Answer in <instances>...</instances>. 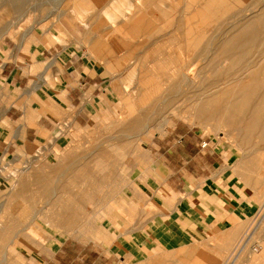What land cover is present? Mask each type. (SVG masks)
I'll list each match as a JSON object with an SVG mask.
<instances>
[{"label": "crops", "instance_id": "obj_1", "mask_svg": "<svg viewBox=\"0 0 264 264\" xmlns=\"http://www.w3.org/2000/svg\"><path fill=\"white\" fill-rule=\"evenodd\" d=\"M62 3L26 34L0 41V157L19 162L90 141L144 144L130 154L121 146V156L152 162L125 168L132 184L96 187L104 193L89 199L88 233L41 242L27 264H264V214L254 222L264 209L256 151L207 140L183 118L162 121L160 108L152 118L144 113L178 106L177 55L182 47L191 53L194 20L207 30L209 0ZM125 115L136 134L74 140L73 131ZM9 233L2 226L0 239Z\"/></svg>", "mask_w": 264, "mask_h": 264}, {"label": "rangeland", "instance_id": "obj_2", "mask_svg": "<svg viewBox=\"0 0 264 264\" xmlns=\"http://www.w3.org/2000/svg\"><path fill=\"white\" fill-rule=\"evenodd\" d=\"M61 1L0 0V41L15 33L26 34L32 27L39 25L48 9L66 8L67 5H61ZM224 1L209 0L207 30H197L201 25L194 20L191 53L187 50L184 55L182 47V54L177 56L178 106L171 110L168 106H144V113L152 118L153 111L160 108L162 121L169 116L183 118L207 140H223L241 150L256 151L258 173L264 178V91L258 89L260 92L254 98L246 99L247 109L234 111L232 108L229 112L232 119L229 116L230 119L227 120L224 115L225 106L222 103L213 106L209 101L219 86L228 81L236 84L238 78H244L246 74L253 72L264 58V0ZM199 2L200 0H194V6ZM234 34H243L245 41L235 49L226 42ZM180 59H183V64ZM189 91L192 94L186 93ZM197 102L204 106H199ZM244 112L248 118L245 117L244 122H237L235 118L244 116ZM255 114L258 115L256 122L252 119ZM121 117L113 118L107 124L101 122L96 127L73 131L74 140H93L87 137L89 135L115 137L136 134L137 131L132 132L126 126L127 117ZM143 145L72 142L63 149L53 146L39 156L24 161L0 157V160L4 159L0 165V168L3 167L0 174V224L9 227L11 236L9 239H0V264L31 263L33 252L41 242H48L49 246L53 242L59 245L67 236H73L74 231L79 228L82 233H88V210L92 207L87 204L96 194L104 193L103 190L97 192L96 187H103L108 182L117 187L121 183L132 184L137 179L131 180L135 176L124 174L125 168L147 167L152 162L144 158H123L121 146H127L130 154L141 151L140 146ZM106 169H110L111 173L104 174ZM79 201L86 206L74 205ZM6 203H10L11 207L2 208ZM119 209L115 208L117 211ZM18 211L22 213L18 214ZM134 214L135 209L130 207L129 218ZM263 214L264 209L256 216L255 224H259ZM22 215H25L24 225H28L25 230L27 237L21 232ZM106 224L109 225L108 222ZM91 225L95 227L102 224ZM127 225L128 228L135 227L133 223L126 224V227ZM8 240L10 245L7 247Z\"/></svg>", "mask_w": 264, "mask_h": 264}, {"label": "bare ground", "instance_id": "obj_3", "mask_svg": "<svg viewBox=\"0 0 264 264\" xmlns=\"http://www.w3.org/2000/svg\"><path fill=\"white\" fill-rule=\"evenodd\" d=\"M9 1V0H8ZM22 1V0H21ZM216 2V1H215ZM222 2H225L224 0H222ZM25 3V2H24ZM244 4V3H242ZM240 5H238L239 7ZM250 6V5H249ZM241 8V6H240ZM239 9V8H238ZM248 9V8H247ZM251 9V8H249ZM22 10V9H21ZM250 11V10H249ZM246 12V11H245ZM250 13V12H249ZM230 14V13H229ZM228 14V15H229ZM244 14V13H243ZM251 15V14H250ZM191 16V15H190ZM227 16V15H226ZM225 16V17H226ZM246 16V15H245ZM244 16V18H245ZM249 16V15H247ZM193 17V16H191ZM254 17V16H253ZM194 18H196L194 16ZM194 18H192L194 20ZM235 18V17H234ZM240 18V17H238ZM132 20V19H131ZM236 21V20H235ZM239 21V20H238ZM156 22V21H155ZM159 22V21H158ZM237 22V21H236ZM241 20H240V24H241ZM245 23V22H244ZM247 23V22H246ZM159 24V23H158ZM234 24V23H231ZM67 26V25H66ZM238 28V27H237ZM73 29V28H72ZM236 30V29H235ZM244 34V33H243ZM242 35H238V34H234L232 36V38H229L228 41H226L228 44V46L232 47L235 49V47L237 48L239 45L243 44L244 41V37ZM250 35V34H249ZM222 36V35H221ZM253 36V35H252ZM224 40V39H223ZM222 40V41H223ZM226 40V39H225ZM231 43V44H230ZM222 47V46H221ZM179 55V54H178ZM177 55V56H178ZM188 57V56H187ZM264 57V56H263ZM181 60V59H180ZM183 60V59H182ZM181 60V61H182ZM181 64H183V61L181 62ZM257 67H255L254 71L251 73H248L250 71H248L246 74V76L244 78H238V80L236 81V84L232 83L231 81H228L227 83L222 84L221 86L218 87L217 91H215L216 93H214L212 99L209 98V101H211L210 103L213 106H218V104L222 103V106H225L224 108V115L227 119H232V115H229V112L232 110V108H234V111H237L239 109H247L245 106L247 105L246 99L251 98V97H255L258 94V91L260 92V90L264 91V58L262 60H260V62L256 65ZM252 71V70H251ZM187 72V71H186ZM185 73V71H184ZM192 72L190 71V74ZM189 74V75H190ZM187 75V74H186ZM193 77V76H190ZM128 85V84H127ZM260 89V90H258ZM128 92V91H127ZM213 92V91H212ZM129 93V92H128ZM211 99V100H210ZM251 100H249L250 102ZM262 102H264V98L262 99ZM196 104H198L199 106H204L203 103H199L197 102ZM249 108V107H248ZM245 114V112H244ZM201 115V114H200ZM209 115V114H208ZM126 116V115H125ZM123 116V117H125ZM230 116V118H228ZM256 116V117H255ZM255 118L253 117L252 119L254 120V122H256L255 120L258 119V115L255 114ZM121 117V118H123ZM131 117V116H130ZM245 117L248 118V115L245 114L244 116H240V117H236V121H245ZM125 119V118H124ZM128 119V118H127ZM121 121H124L123 119ZM5 168V167H4Z\"/></svg>", "mask_w": 264, "mask_h": 264}, {"label": "built area", "instance_id": "obj_4", "mask_svg": "<svg viewBox=\"0 0 264 264\" xmlns=\"http://www.w3.org/2000/svg\"><path fill=\"white\" fill-rule=\"evenodd\" d=\"M206 145H207V142H206V141L203 142L202 146L204 147V146H206Z\"/></svg>", "mask_w": 264, "mask_h": 264}]
</instances>
